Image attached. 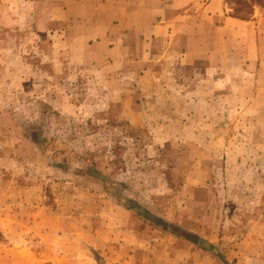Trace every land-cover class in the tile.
I'll return each instance as SVG.
<instances>
[{
    "label": "rangeland",
    "instance_id": "374dc122",
    "mask_svg": "<svg viewBox=\"0 0 264 264\" xmlns=\"http://www.w3.org/2000/svg\"><path fill=\"white\" fill-rule=\"evenodd\" d=\"M207 1L0 0V264H264V0Z\"/></svg>",
    "mask_w": 264,
    "mask_h": 264
},
{
    "label": "crops",
    "instance_id": "0c3cea01",
    "mask_svg": "<svg viewBox=\"0 0 264 264\" xmlns=\"http://www.w3.org/2000/svg\"><path fill=\"white\" fill-rule=\"evenodd\" d=\"M136 2H135V4H138L137 3V1H139V5L137 6V8L135 7V6H133L132 7V13L133 14H135V12L137 11V10H139V9H141L140 7H144V6H146V8L145 9H141L142 11H144L147 15L148 14H150V15H153V16H147L146 17V19L148 18L150 21H154V22H157L158 23V21L160 20V18H162V20H163V18H165V16H166V14L169 12V11H174V10H177V9H179L181 6H183V5H180V4H178V3H180L181 2V0H135ZM143 1H146V3H145V5H144V3H143ZM174 1V2H173ZM215 1H217V0H215ZM141 2V3H140ZM212 3H214V0H208L207 1V3H206V5H207V9H209L210 8V6H211V4ZM148 8V9H147ZM203 8H204V3H202L201 4V7H200V10H201V12L199 13V14H197L195 17H196V22H198V21H201L202 22V17L204 16V12H203ZM208 11V13L209 14H207V17H208V19L209 20H212L213 18H214V16H215V13L213 12V13H211V15H210V10H207ZM170 13V12H169ZM172 13V12H171ZM173 13H175V12H173ZM229 19H230V23H235V21L234 20H236L237 21V18H235V17H229ZM160 22V21H159ZM159 24V23H158ZM197 24V27H198V23H196ZM157 27V25H154V24H152L151 25V28L149 27L148 29H146V31H149V35L151 36V37H153V36H155V34H156V32H155V28ZM142 28V27H141ZM142 31H143V29L142 30H140L139 32H141V33H139V35L141 34V35H143V33H142ZM200 32H201V28L199 27L198 29H197V31H196V40H197V43H198V38L201 36V34H200ZM257 32L259 33V31H257V30H255L254 31V35H255V39H256V46H254L255 47V50L254 49H252V46H251V48H250V52H252V50L253 51H258L257 52V55L259 54L260 55V52L261 51H259V46L261 45L260 43L261 42H259V39H260V36L259 35H257ZM261 33H264V30H262L261 32H260V35H261ZM202 39V38H201ZM197 48H198V50L199 51H201L200 49H201V46H200V44L198 45L197 44ZM203 49V48H202ZM260 49H262V47L260 48ZM244 51L245 52H248V48L247 47H245L244 48ZM260 58V57H259ZM258 57H257V60H256V65H258V60H260ZM252 60V59H251ZM213 99V98H212ZM219 99H223V96H221V97H219Z\"/></svg>",
    "mask_w": 264,
    "mask_h": 264
},
{
    "label": "trees",
    "instance_id": "16d2710c",
    "mask_svg": "<svg viewBox=\"0 0 264 264\" xmlns=\"http://www.w3.org/2000/svg\"><path fill=\"white\" fill-rule=\"evenodd\" d=\"M175 232H178L179 234H182L186 237H189L192 241L196 242L197 244L203 245L206 248H212V244H210L208 241L196 236L195 234H192L191 232L182 231V230H176Z\"/></svg>",
    "mask_w": 264,
    "mask_h": 264
}]
</instances>
